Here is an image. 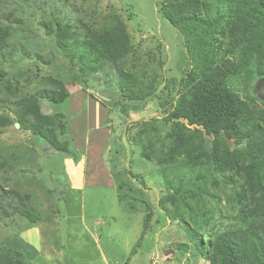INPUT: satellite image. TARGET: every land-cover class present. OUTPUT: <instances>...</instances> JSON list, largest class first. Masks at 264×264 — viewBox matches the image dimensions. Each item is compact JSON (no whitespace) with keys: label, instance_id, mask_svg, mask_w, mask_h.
I'll return each instance as SVG.
<instances>
[{"label":"rangeland","instance_id":"1","mask_svg":"<svg viewBox=\"0 0 264 264\" xmlns=\"http://www.w3.org/2000/svg\"><path fill=\"white\" fill-rule=\"evenodd\" d=\"M52 1L36 0L32 6L26 0H0V49L5 52L0 55V212L5 208L11 213L9 217L0 215V252L3 244L17 235L21 247L26 244L29 248L22 264H125L142 231L148 212L142 199L146 198L155 207L152 231L137 246L129 264H210L205 255L179 250V244L190 242L187 232L159 208L165 195L168 208L174 209L175 204L159 176L152 175L159 163L147 157L151 156L149 136L154 141L157 130L163 136L170 131L163 128L161 117L146 126L141 122L156 116V100L140 108L131 102L126 105L105 69L79 72L71 82H61L58 72H64L65 60L46 25L52 22ZM54 1L57 12L69 18V38L82 37L87 27L98 30L123 21L135 46V54L128 59L132 69L125 68L146 84L158 86L171 76L182 81L192 68L183 35L160 11L165 0ZM256 80L255 75L251 82L234 76L229 82L249 102V121L241 124L242 135L251 130L253 120L261 124L264 133V103L251 100L261 88ZM63 88L71 93L68 100L56 103L46 97L47 92ZM33 96L39 98L45 113L63 112L68 118L56 119L54 126L70 152L53 149L43 138L13 122L15 102ZM118 101L121 105L116 106ZM123 104L128 116L120 112ZM59 122L70 124L69 133L68 126ZM137 138L146 155L140 160L137 154L140 161L131 166L135 172H147L144 186L129 174ZM261 139V134H255L251 141L226 139L219 145L223 150V143L247 147L255 153ZM194 140L199 143V137ZM212 141L213 136L205 135L207 148ZM246 167H227L228 176L214 170L211 176L203 170L210 195L202 206L196 197L185 194L187 204L200 210L204 240L228 227L255 221L264 213V189L260 187L264 181L248 182ZM122 180H127L123 187ZM131 186L139 191H131ZM12 189L31 197L41 223L29 225L9 198H4Z\"/></svg>","mask_w":264,"mask_h":264},{"label":"trees","instance_id":"2","mask_svg":"<svg viewBox=\"0 0 264 264\" xmlns=\"http://www.w3.org/2000/svg\"><path fill=\"white\" fill-rule=\"evenodd\" d=\"M26 1L36 5V0ZM55 5L53 0L49 6L52 22L46 25L55 35L56 47L65 60L64 72H58L63 79L61 82H71L79 72L87 74L98 68L105 69L107 76L117 84L126 105V102H131L136 104L135 108H140L143 103L156 100V116L141 122L146 126L149 121L161 117L163 128L170 130L166 136L157 130L154 135L158 137L154 141L149 136L151 156L147 154V157L159 163V168L152 175L159 176L158 180L174 200L175 208L171 210L165 204L167 195L163 196L159 201L161 213L183 224L182 228L190 239L189 243L179 244V250L183 253L188 250L191 255L195 252L205 255L210 264H264V213L255 221L228 227L204 240L198 220L200 210L188 205L185 195L196 197L200 206L205 196L210 195L206 184L208 176L203 170L211 176V170L228 176L227 167L241 168L246 164L248 172L244 176L248 182L258 184L264 181L263 128L253 120L251 130L241 134V124L249 121V102L229 83L234 76L251 82L255 75L257 85L264 81V0H165L160 11L183 35L192 68L184 80L179 81L175 76L165 77L158 86L153 82L146 84L128 70L132 69L128 59L135 54V46L123 21L118 20L98 30L87 27L82 37L69 38V18L62 17ZM0 55L5 56L1 49ZM53 63L54 59L50 60L49 64ZM160 63L164 64V61ZM127 65L128 69L125 68ZM162 84L164 86L160 87ZM70 95V91L64 88L46 93L48 100L56 103L68 100ZM251 100L264 103V98L254 93ZM125 104L119 109L122 115L128 116ZM118 105H121L120 101L116 103ZM13 113V122L21 129L43 138L55 150L70 152V146L54 126L56 119H68L63 112L45 113L39 98L33 96L16 101ZM59 124L68 126L66 122ZM255 134L262 135L260 148L255 153L247 147H230L223 143L226 146L223 150L219 145L220 140L226 139H234L237 143L243 139L251 141ZM205 135L213 136L211 148L204 144ZM195 136L199 137V143L195 142ZM134 145L132 153L136 157L130 162L129 174L144 186L147 172H135L131 165L144 159L146 152L139 146V138L134 140ZM137 154L140 155L139 161ZM126 184L127 180H122L120 186ZM260 187L264 189L262 183ZM133 189L139 191V188L131 186L130 190ZM5 197L29 225L41 223L30 196L12 189ZM142 200L148 212L137 244L125 264H129L137 246L152 231L155 207L146 198ZM0 215L9 217L11 213L1 208ZM15 243L19 247H15ZM3 245L0 264H22L21 259L29 253L26 244L21 247L17 235Z\"/></svg>","mask_w":264,"mask_h":264},{"label":"water","instance_id":"3","mask_svg":"<svg viewBox=\"0 0 264 264\" xmlns=\"http://www.w3.org/2000/svg\"><path fill=\"white\" fill-rule=\"evenodd\" d=\"M255 94L258 96H263L264 97V81L261 83V88L259 91H255ZM190 127H192V125H189Z\"/></svg>","mask_w":264,"mask_h":264},{"label":"crops","instance_id":"4","mask_svg":"<svg viewBox=\"0 0 264 264\" xmlns=\"http://www.w3.org/2000/svg\"><path fill=\"white\" fill-rule=\"evenodd\" d=\"M70 127V124L68 125V128ZM98 173V172H97ZM16 244V243H15ZM17 245V244H16ZM16 245H14L15 247H19V246H16Z\"/></svg>","mask_w":264,"mask_h":264}]
</instances>
